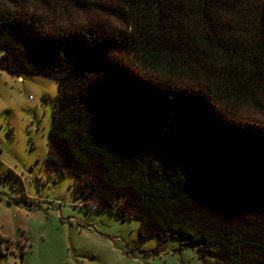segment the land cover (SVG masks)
<instances>
[{
	"label": "trees",
	"instance_id": "trees-1",
	"mask_svg": "<svg viewBox=\"0 0 264 264\" xmlns=\"http://www.w3.org/2000/svg\"><path fill=\"white\" fill-rule=\"evenodd\" d=\"M79 2L102 17L64 33L0 0V68L58 81L52 171L204 264H264V121L241 115L264 91V0Z\"/></svg>",
	"mask_w": 264,
	"mask_h": 264
},
{
	"label": "rangeland",
	"instance_id": "rangeland-1",
	"mask_svg": "<svg viewBox=\"0 0 264 264\" xmlns=\"http://www.w3.org/2000/svg\"><path fill=\"white\" fill-rule=\"evenodd\" d=\"M57 91L56 78L0 68V264H204L199 243L143 235L139 218L86 205L75 193L82 178L74 185L52 171L46 156ZM257 103L264 108V91Z\"/></svg>",
	"mask_w": 264,
	"mask_h": 264
},
{
	"label": "clouds",
	"instance_id": "clouds-1",
	"mask_svg": "<svg viewBox=\"0 0 264 264\" xmlns=\"http://www.w3.org/2000/svg\"><path fill=\"white\" fill-rule=\"evenodd\" d=\"M88 2L84 0L85 4ZM14 11L25 18L37 20L48 31L64 33L84 30L102 17V11L98 13L85 7L79 0H17ZM241 115L264 121V111L254 106L241 112Z\"/></svg>",
	"mask_w": 264,
	"mask_h": 264
},
{
	"label": "crops",
	"instance_id": "crops-1",
	"mask_svg": "<svg viewBox=\"0 0 264 264\" xmlns=\"http://www.w3.org/2000/svg\"><path fill=\"white\" fill-rule=\"evenodd\" d=\"M18 78H21V75H19Z\"/></svg>",
	"mask_w": 264,
	"mask_h": 264
}]
</instances>
